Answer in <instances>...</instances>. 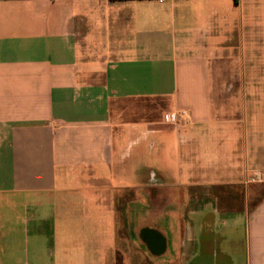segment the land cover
<instances>
[{"label":"crops","instance_id":"crops-1","mask_svg":"<svg viewBox=\"0 0 264 264\" xmlns=\"http://www.w3.org/2000/svg\"><path fill=\"white\" fill-rule=\"evenodd\" d=\"M250 3L0 0V264H264Z\"/></svg>","mask_w":264,"mask_h":264},{"label":"rangeland","instance_id":"rangeland-1","mask_svg":"<svg viewBox=\"0 0 264 264\" xmlns=\"http://www.w3.org/2000/svg\"><path fill=\"white\" fill-rule=\"evenodd\" d=\"M250 1L251 8L249 9L251 10L246 11L247 14H252V28L242 37L240 42L241 47L237 50L236 58L238 64L235 69L237 77L236 79H231L232 82L229 84L227 81L233 76L230 77V75L227 74L228 72H222L221 85L223 86L244 85L248 88H264V0ZM224 80H226V82H224ZM220 97H224V95H221ZM144 177L145 176L142 175V179ZM254 178L255 176H253L252 180ZM143 209L144 207H142V210ZM144 250L145 249L142 246V255L147 260L153 261L154 259L146 254Z\"/></svg>","mask_w":264,"mask_h":264},{"label":"built area","instance_id":"built-area-1","mask_svg":"<svg viewBox=\"0 0 264 264\" xmlns=\"http://www.w3.org/2000/svg\"><path fill=\"white\" fill-rule=\"evenodd\" d=\"M180 115L182 116V115H184V113L183 112H181L180 113ZM166 122L168 123V124H172V125H178V120H177V118H176V116H174V115H169L168 117H167V119H166ZM255 176V178L251 181V182H255V181H259V178H260V176L258 175V174H255L254 175Z\"/></svg>","mask_w":264,"mask_h":264}]
</instances>
